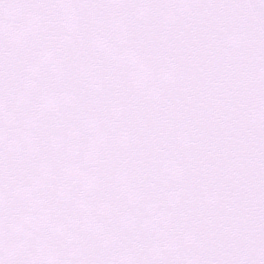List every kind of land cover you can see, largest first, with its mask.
<instances>
[{"label": "snow or ice", "instance_id": "1", "mask_svg": "<svg viewBox=\"0 0 264 264\" xmlns=\"http://www.w3.org/2000/svg\"><path fill=\"white\" fill-rule=\"evenodd\" d=\"M0 264H264V0H0Z\"/></svg>", "mask_w": 264, "mask_h": 264}]
</instances>
